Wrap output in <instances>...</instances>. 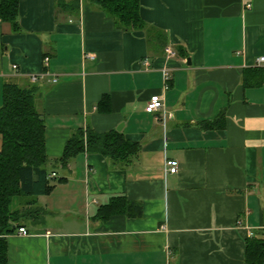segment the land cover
Here are the masks:
<instances>
[{
  "label": "crops",
  "instance_id": "1",
  "mask_svg": "<svg viewBox=\"0 0 264 264\" xmlns=\"http://www.w3.org/2000/svg\"><path fill=\"white\" fill-rule=\"evenodd\" d=\"M139 2L148 31L88 0H20V30L3 25L0 106L6 81L35 88L56 173L29 235L7 236L8 264H246L264 234V0ZM154 94L164 107L147 112ZM88 127L122 131L137 156L57 161Z\"/></svg>",
  "mask_w": 264,
  "mask_h": 264
},
{
  "label": "trees",
  "instance_id": "2",
  "mask_svg": "<svg viewBox=\"0 0 264 264\" xmlns=\"http://www.w3.org/2000/svg\"><path fill=\"white\" fill-rule=\"evenodd\" d=\"M19 1L0 0V55L3 25L12 31L20 30ZM99 5L124 30H150L140 15L139 0H88ZM58 10L71 11L79 7V0H57ZM210 125V124H208ZM140 146L130 141L122 131L99 133L91 128H79L67 140L64 152L57 161L65 164L81 151L98 152L115 162H130ZM51 158L46 149V122L36 105L34 87L6 81L3 104L0 106V264H8L7 236L26 226L30 219L41 217L43 208L37 197L53 188L48 166ZM38 168L36 177L34 170ZM63 180V179H60ZM125 201L115 197L102 207H119ZM246 264H264V234L247 240Z\"/></svg>",
  "mask_w": 264,
  "mask_h": 264
},
{
  "label": "built area",
  "instance_id": "3",
  "mask_svg": "<svg viewBox=\"0 0 264 264\" xmlns=\"http://www.w3.org/2000/svg\"><path fill=\"white\" fill-rule=\"evenodd\" d=\"M167 53L170 54H174L173 50H171L170 48H167ZM49 61V57H45V63L48 64ZM259 63L264 62V56L260 57L258 59ZM13 68L15 70L18 69V65H13ZM44 77V74H40V75H33L32 76V80L36 81L38 79H42ZM170 79L169 73L165 71V80L168 81ZM54 81H57V79H53ZM164 95L163 94H154L151 96L147 106H146V111L147 112H154L156 110H159L161 108L164 107ZM166 167H167V171L169 173H177L178 172V168H179V161L176 159H168L166 162ZM56 173L53 172L51 175H49L50 178L55 177ZM163 229H166V226L164 225L162 227ZM18 233L21 235H29V231L27 230V228L25 226H21L18 228Z\"/></svg>",
  "mask_w": 264,
  "mask_h": 264
},
{
  "label": "water",
  "instance_id": "4",
  "mask_svg": "<svg viewBox=\"0 0 264 264\" xmlns=\"http://www.w3.org/2000/svg\"><path fill=\"white\" fill-rule=\"evenodd\" d=\"M118 129H121V126H119Z\"/></svg>",
  "mask_w": 264,
  "mask_h": 264
},
{
  "label": "rangeland",
  "instance_id": "5",
  "mask_svg": "<svg viewBox=\"0 0 264 264\" xmlns=\"http://www.w3.org/2000/svg\"><path fill=\"white\" fill-rule=\"evenodd\" d=\"M29 222H30V220L27 221V223H29Z\"/></svg>",
  "mask_w": 264,
  "mask_h": 264
}]
</instances>
